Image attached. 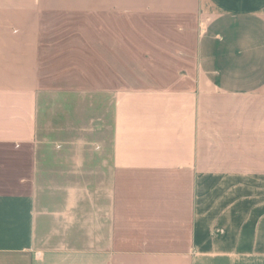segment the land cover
<instances>
[{"label":"crops","instance_id":"0c3cea01","mask_svg":"<svg viewBox=\"0 0 264 264\" xmlns=\"http://www.w3.org/2000/svg\"><path fill=\"white\" fill-rule=\"evenodd\" d=\"M0 264H264V0H0Z\"/></svg>","mask_w":264,"mask_h":264}]
</instances>
